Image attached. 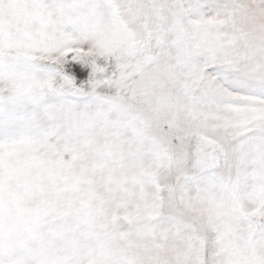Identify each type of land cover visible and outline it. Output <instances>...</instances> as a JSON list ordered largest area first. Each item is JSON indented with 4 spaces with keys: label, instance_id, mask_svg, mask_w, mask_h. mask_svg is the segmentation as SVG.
<instances>
[{
    "label": "snow or ice",
    "instance_id": "obj_1",
    "mask_svg": "<svg viewBox=\"0 0 264 264\" xmlns=\"http://www.w3.org/2000/svg\"><path fill=\"white\" fill-rule=\"evenodd\" d=\"M0 264H264V0H0Z\"/></svg>",
    "mask_w": 264,
    "mask_h": 264
}]
</instances>
